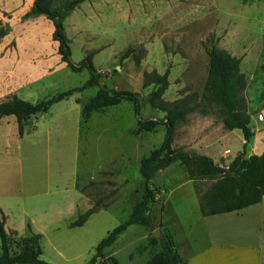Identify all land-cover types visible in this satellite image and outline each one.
Masks as SVG:
<instances>
[{"label":"rangeland","instance_id":"374dc122","mask_svg":"<svg viewBox=\"0 0 264 264\" xmlns=\"http://www.w3.org/2000/svg\"><path fill=\"white\" fill-rule=\"evenodd\" d=\"M66 1L53 0L52 7L60 8ZM60 14L72 63L77 65L91 53L103 76L102 84L138 94L139 118L164 115L148 102L152 86L142 85L145 72L163 74L168 70L164 101L192 96L195 107L186 121L201 114L222 120L216 107L200 102L208 72L206 49L214 45L240 58L245 76L255 73L260 77L241 93L244 101L248 99L250 126H257L264 0H87ZM3 15L0 28L6 34L5 45L0 47V102L16 96L38 103L88 79L87 70L74 73L61 62L58 43L52 39L54 28L46 16L24 19L11 12ZM96 91L91 87L74 93L46 113L29 117L22 123V134L14 117L0 120V207L11 208L10 218L15 223L17 208L50 215L39 245L40 258L51 264H87L99 241L123 222L140 200L144 189L138 171L140 159L159 147L164 138L163 126L133 134L138 117L128 102L83 121L82 105ZM184 124L178 126L173 141L174 148L183 150L189 146L183 143ZM242 141L239 130L228 133L224 145L227 157L222 155L220 160L217 156L216 163L228 165L243 151ZM246 152L248 149L245 156ZM216 180L189 179L177 162L156 172L152 182L160 191L151 210L153 230L130 226L104 250V258L115 257L119 264H147L160 250L162 236L187 246L191 253L199 251L204 245L202 229L195 222L200 216L199 195ZM74 185L83 196L78 209L71 216L57 214L77 197ZM87 204L98 211L82 226L70 227ZM193 222L196 226L187 229ZM156 230L158 238L152 235ZM9 234L10 251L18 253L26 237L38 233L26 228L21 234Z\"/></svg>","mask_w":264,"mask_h":264},{"label":"trees","instance_id":"16d2710c","mask_svg":"<svg viewBox=\"0 0 264 264\" xmlns=\"http://www.w3.org/2000/svg\"><path fill=\"white\" fill-rule=\"evenodd\" d=\"M85 1L87 0H68L60 8H53V0H33L31 8L23 15L24 19L46 16L54 28L52 39L58 43L57 53L61 62L74 73L87 70L89 77L80 86L60 92L38 103H31L16 96L1 101L0 120L5 117H14L20 134L23 132L24 120L39 113H46L53 104L91 87H96L97 91L82 105L83 121H88L94 113L117 106L122 102L131 103L135 116L138 117L140 114L141 103L136 92L112 89L101 83L103 76L94 66L91 53L77 65L71 61L69 40L65 34L60 11L72 10ZM5 34L6 30L0 28V42ZM206 53L208 72L200 102L214 106L220 111L224 129L239 130L242 133L243 151L239 152L228 165H220L206 155L174 148L176 130L180 124L186 122L188 114L194 110L196 100L192 96H185L172 102L164 101L163 95L169 86V71L166 70L163 74L145 72L142 87L152 86L147 96L148 102L152 108L158 109L164 115L157 119L138 117L132 132L133 134L154 132L159 126H163L164 138L159 147L140 159L138 171L144 186L140 200L133 205L129 216L99 241L87 264H119L115 257L109 256L105 259L104 250L112 246L118 236L130 226L136 225L148 231L153 230L151 210L160 190L153 184L152 179L156 172L173 163L177 162L182 166L189 179L217 177L208 191L199 195V209L203 216L239 211L259 203L264 196V151L261 155L245 156L246 146L254 134L249 126L250 116L246 101L241 96L247 84L246 76L240 70L241 60L214 45L207 48ZM127 55L125 54L124 57ZM260 69L264 73V63L260 65ZM259 98L264 102V78ZM97 211L96 206L90 207L69 226H82ZM4 223V216L1 215L0 264H51L40 258L42 254L39 245L40 234H31L26 237V244L22 250L12 253L9 247L10 234L5 231ZM27 230L31 232L29 224H27ZM159 243L160 250L149 258L147 264H184L171 238L162 236Z\"/></svg>","mask_w":264,"mask_h":264},{"label":"crops","instance_id":"0c3cea01","mask_svg":"<svg viewBox=\"0 0 264 264\" xmlns=\"http://www.w3.org/2000/svg\"><path fill=\"white\" fill-rule=\"evenodd\" d=\"M23 3H25V7ZM32 4L33 0H0V20L4 18V12L16 13L18 16L24 15ZM4 45L3 37L0 47ZM263 78L264 73L260 82L261 90ZM258 81H260V77L256 78L255 73L250 77L246 76V90L252 88ZM261 90H259V96ZM259 101L257 126L253 128L249 124L254 135L246 146V149H248L246 157L260 155L258 152L264 148V102L260 98ZM246 104L249 112L248 99H246ZM235 131L224 129L222 120H215L211 114H201L195 119L186 121L183 126V143L189 144L184 150H195L198 154L212 158L216 163L217 156L220 160L223 158L222 155H225V158L227 157L224 152L226 150L224 145L228 133H234ZM242 143H244V140ZM73 188L77 197L71 200L67 208L57 212V214L66 213L71 216L78 209V202L83 196L75 185ZM161 192L163 193V189H161ZM88 207L87 204L86 210L89 209ZM14 211L17 214L16 223L10 218L13 214L11 208L0 207V217L1 215L4 216V228L7 233L14 231L21 234L29 224L35 233L44 234L50 215L45 212L39 214L36 211H28L27 208H17ZM195 222L202 229V236L200 234V237L204 241V245L199 251L191 253L187 246L184 247L173 239L176 252L184 264H264V196L259 203L239 211L210 216H203L200 213ZM191 224L186 226L187 229L196 226L194 222L193 225ZM171 234L173 235V232Z\"/></svg>","mask_w":264,"mask_h":264},{"label":"water","instance_id":"95a60500","mask_svg":"<svg viewBox=\"0 0 264 264\" xmlns=\"http://www.w3.org/2000/svg\"><path fill=\"white\" fill-rule=\"evenodd\" d=\"M155 238H158L159 237V232L158 230H156L155 232H153L152 234Z\"/></svg>","mask_w":264,"mask_h":264}]
</instances>
